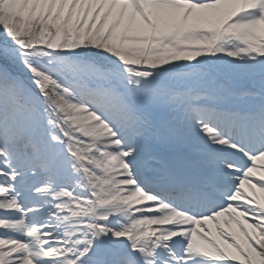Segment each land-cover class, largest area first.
Here are the masks:
<instances>
[{
    "label": "snow or ice",
    "instance_id": "6c2138e0",
    "mask_svg": "<svg viewBox=\"0 0 264 264\" xmlns=\"http://www.w3.org/2000/svg\"><path fill=\"white\" fill-rule=\"evenodd\" d=\"M0 264H264V0H0Z\"/></svg>",
    "mask_w": 264,
    "mask_h": 264
}]
</instances>
